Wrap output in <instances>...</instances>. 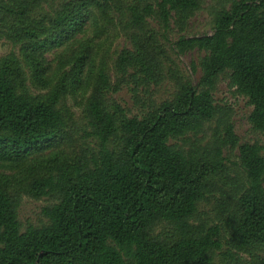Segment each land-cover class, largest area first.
Listing matches in <instances>:
<instances>
[{
  "label": "trees",
  "instance_id": "16d2710c",
  "mask_svg": "<svg viewBox=\"0 0 264 264\" xmlns=\"http://www.w3.org/2000/svg\"><path fill=\"white\" fill-rule=\"evenodd\" d=\"M203 4L0 0V264H264V142L215 97L227 79L264 137V0H215L212 33L186 36ZM23 195L51 200L44 221L22 226Z\"/></svg>",
  "mask_w": 264,
  "mask_h": 264
},
{
  "label": "rangeland",
  "instance_id": "374dc122",
  "mask_svg": "<svg viewBox=\"0 0 264 264\" xmlns=\"http://www.w3.org/2000/svg\"><path fill=\"white\" fill-rule=\"evenodd\" d=\"M215 0H204V4L202 5V9L195 12L189 19L187 24V29L183 34L186 36H193V35H201V34H210L212 33V22H211V15L210 10L213 6ZM178 36V33L173 31L171 38L175 39ZM79 37V36H78ZM111 43L105 42L103 46L107 49L106 59L108 62L111 63V59L113 57L112 52L117 49H121L123 46L127 45L126 40L123 36H116L112 40ZM101 46V47H103ZM11 49L10 43L6 41H2L0 43V55L7 53ZM102 51V49H99ZM196 54L193 52H188L186 54L180 56H173L181 69L191 77L193 83L196 82L199 72L196 73L191 72L190 69V62L191 60L195 59ZM47 57L51 60L53 56L50 54ZM54 65V64H53ZM172 84L168 82H163L158 86H152L149 92H151V97L155 102H160L166 99L172 91ZM32 90L37 91L36 89L32 88ZM88 95L86 91L82 97H77L78 104L73 103L72 99H67L68 104L70 105L71 109L75 113V117L78 118L80 116V111L82 109V103L84 104L85 97ZM116 98L127 108L130 109V115L139 114L141 107L135 106L132 99L131 94L128 92L126 88H123L119 93H117ZM147 96L144 93L141 94L142 100L147 101ZM215 97L217 100H222L229 104L233 109L232 114V122L234 125V131L236 135L239 137L240 142H253V141H260L261 143L264 142V137L257 132H254L250 128V124L247 121V115L249 114L251 107L247 105L246 99L242 96H237L232 93V89H230L227 85V79H222L218 85V89L215 93ZM209 130V129H208ZM207 130V134L209 131ZM237 151L234 150L231 153V159L234 161L236 160ZM51 202L50 199L46 197H42L41 199H33L26 195L22 196L19 211H18V218L22 226H26L28 224H38L44 219L40 214L41 207ZM213 205L206 204L202 207V210H205L206 214L210 217L214 216L213 211L211 210Z\"/></svg>",
  "mask_w": 264,
  "mask_h": 264
}]
</instances>
